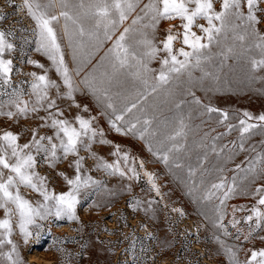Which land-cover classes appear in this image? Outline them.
Here are the masks:
<instances>
[{
    "label": "rangeland",
    "instance_id": "obj_1",
    "mask_svg": "<svg viewBox=\"0 0 264 264\" xmlns=\"http://www.w3.org/2000/svg\"><path fill=\"white\" fill-rule=\"evenodd\" d=\"M71 2L74 3L76 0ZM148 2L149 0H139V7L122 23L119 22L118 16H113L117 24L110 30V38H105L104 28L101 27L99 41L91 42L83 53L78 51L75 60L73 45L63 31L65 23L63 18L57 26V35L66 64L73 71L78 67L80 69L74 76V80L79 85L78 90L80 89L74 93V99L64 97L57 99V103L64 110L65 116L72 119L76 116L72 112L77 105L76 102L79 104L81 100L84 102L86 100L82 105L81 115L95 117L94 126L103 131L104 140L111 142L95 143L92 151L112 162L116 159L112 155L114 146L119 145L121 153L127 152L129 159L134 160L137 175L130 179L129 176H132L130 169L128 175L123 177L119 174L109 175L96 168V160L88 151L81 150L80 155L86 157L84 175H91L94 180L101 181V184L89 185L81 189L80 203L76 206L78 219L68 221L49 216L45 220H39L41 227L31 226L30 230L33 234L27 243L19 231L18 218L13 215L11 239L17 245L23 264H231L229 255L224 251L225 246L231 247L236 253V259L243 264L251 256L252 251L264 249V222L257 227L255 217L251 222L245 219L251 214V206L257 204L258 198L252 193L255 188L264 185V175L260 173L261 163L257 159L258 154H264V128L256 127L251 129L250 133L244 134L242 150L239 147L241 132L239 129L229 131L227 127L229 123L234 125L238 123L233 114L239 118H243L242 114L245 111L253 117L264 114V69L251 68L249 57L257 59L260 57L258 49L248 50L249 41H236L229 33L227 39L222 38L219 44L214 43L211 46L210 60L203 61L200 68L191 69V75L196 73L199 77H205V73L210 75L207 88L200 90L199 93L195 92L193 96L201 101L208 98L207 93H211L212 97L209 98L212 100L209 107L223 111V107H219L222 102L229 113V120L221 123L218 122L222 119L219 113L206 112V116L200 118L201 124L207 123L210 128L214 125L210 129V134L217 133L218 140L209 136L208 139H203L201 144L191 145L190 141L200 136L199 132L193 136L188 132L190 125L196 120L188 116L174 115L169 110L154 112L148 117L152 118V124L160 127L158 131L165 130L159 137L148 134L151 133L150 131L145 133L143 139L140 138L139 131L129 137V132L120 124L124 131L117 132L110 122L113 119L111 114H107L111 119L109 123L104 121L99 123V117L103 115L101 108H104L102 105L104 100L99 98L100 102L96 98L97 95H94L83 83L86 78H95L98 86L106 87L109 94H113L112 96L118 94L116 92L122 87L120 85L122 81L139 83V85L154 84V72L149 77L150 71L138 69L134 63L124 68L114 67L115 62L109 55V49L113 48L125 28L130 29L125 36L126 44L140 41L143 32H147L149 38H153L152 29L143 27L144 24L149 23L148 18L136 25L132 24V20L137 15H143L140 8ZM214 2L216 9L219 10L221 0ZM22 4L23 0H0V14L6 15V19L0 20V29L9 31L8 38L16 45L14 52L6 54V58L13 60L12 83L10 86L0 83V106H3L5 112H15V108L8 103L9 94L13 89H23L24 99H34L29 96L30 85L34 79L31 73L37 75L46 73L51 80L61 84L62 91H66L62 83L63 78L56 71L52 61L43 51H37L39 37L34 31L36 25L23 9ZM244 10L247 12L246 7ZM255 14L258 18L255 28L264 35V0H259ZM198 23L207 26L206 20H199ZM93 25L94 22L87 23L89 27ZM69 28L70 30L74 28L71 21ZM170 28L174 32L183 31L179 19L161 20L155 29L154 42L159 44L165 39ZM193 31L203 35L198 28H194ZM174 46L177 49L184 47L180 40L175 41ZM229 48L232 49L231 52L228 51ZM138 51L142 52L146 49L141 47ZM160 55L151 60L145 57L147 69H151L152 65L161 66ZM28 61L39 62L44 68ZM137 70L141 72H139L140 77L133 75ZM102 80L105 84L100 83ZM113 87H115L114 92ZM77 92H80V95L79 93L77 95ZM50 94L56 98L55 89H52ZM88 99L97 104H95L99 107L97 112L91 110ZM85 105L87 111H84ZM42 115H44L43 111L38 114L30 113L27 116L0 115V135L5 131H11L19 134V143H26L31 138L32 130L41 123L38 117ZM181 118L187 125V134L183 139L177 140L180 154L172 155L167 152L168 148H172V142L167 138L174 135ZM249 123H257V121L251 119ZM46 132L51 134L48 130H42L41 135ZM218 142L226 145L225 150L217 145ZM157 149L161 151L158 153ZM165 154L168 156L167 163L162 159ZM73 160L74 157L69 156L58 161L55 166H50L40 156L37 157L36 170L47 178L49 190H55L57 194L69 191L70 186L62 173L69 177L75 175V169L71 166ZM250 163H253L255 171L249 176L250 172L246 169L249 168ZM237 165L241 167L237 168ZM238 173L243 177L240 178ZM248 176L247 187L244 184ZM233 178L235 181L238 178L237 182L241 181L242 184L235 183ZM248 180L253 181L250 183ZM221 181L229 187L233 182L236 187L241 184L223 206L222 223L227 225L230 235H225L217 220L220 192L224 189L216 191L212 186ZM21 192L34 205L42 202V197L31 189L22 187ZM210 192L215 194L208 198ZM234 208L244 209L235 212V218L240 221L235 227L231 223ZM4 217L5 210L0 208V219ZM9 249L10 246L5 245L0 251L7 252ZM0 264H8V261L0 257Z\"/></svg>",
    "mask_w": 264,
    "mask_h": 264
},
{
    "label": "snow or ice",
    "instance_id": "obj_2",
    "mask_svg": "<svg viewBox=\"0 0 264 264\" xmlns=\"http://www.w3.org/2000/svg\"><path fill=\"white\" fill-rule=\"evenodd\" d=\"M259 0H221L220 9L215 7L214 0H149V2L140 8L143 15H137L132 20V24L136 25L148 18L149 23L144 24L146 29H152L153 38H149L147 32L142 33V39L135 44H126L125 36L130 31L129 28L124 29L119 38L116 40L113 48L109 49V55L115 62L114 67L124 68L134 65L139 69H147L144 62L145 57L149 60L155 59L160 55L161 70L159 76L156 77V83L151 85V91L155 92L157 88H161L168 84L173 74H181L191 69L200 68L203 61L211 59V46L219 44L221 39H227L231 33L236 41H249L248 50L258 49L259 59L249 57L251 68L264 69V35H261L255 28L258 23L256 11L258 10ZM15 6V5H14ZM23 9L34 20L39 37L37 51H43L52 61L63 78V87L66 91H62L61 84L51 80L48 75L31 73L34 77L31 82L30 97L34 99H24L23 89H13L9 94L8 103L15 108V112L3 110L0 106V115L14 117L17 115L27 116L28 114H38L41 111L44 115L39 116L41 123L37 128L32 130L31 138L26 143H19V134L11 131H5L0 135V208L5 210V217L0 219V248L9 245L7 252L0 251V257L5 258L8 264H23L22 259L17 251V245L11 239L13 233V215L17 216V224L19 231L27 243L29 237L32 236L31 226L40 228L39 220H45L49 216H55L58 219H67L68 221L76 220V206L80 203L79 195L81 189L89 185H99L101 181L94 180L91 175H84V161L86 157L81 156V150L88 151L89 155L96 160V168L103 170L109 175L126 176L129 169L132 176H136L135 162L130 160L128 153L123 154L119 145L114 146L115 150L112 155L116 159L112 162L107 161L102 156H98L92 151L95 143H111L103 139L104 133L95 125V117L84 115H76L72 119H68L64 110L57 103V99L67 97L74 99V93L78 90V83L74 80V76L78 74L79 67L73 71L68 67L64 60V53L57 35V26L61 18L65 21L63 31L68 35L69 42L73 45V59H77V52L83 53L88 45L93 41H99L100 28H104L105 38H110V30L113 29L117 21L113 16H118L119 22L125 21L129 14L136 11L139 7V0H23ZM245 7L247 12H245ZM59 8V11H57ZM6 19V15L0 14V20ZM181 21L182 32H174L171 28L167 30L165 39L159 44L154 42V33L157 25L161 20ZM199 20H206L207 26L198 23ZM69 21L74 26L72 30L69 28ZM88 22H94L92 27L87 26ZM194 28H198L203 35H198ZM10 32L0 29V83L11 85V75L13 72V60L6 58L7 53L14 52L16 45L9 40ZM180 40L184 47L175 48V41ZM207 41L206 43L203 41ZM146 51H138L139 48ZM189 49V50H186ZM232 51L231 48L228 49ZM183 57V59H179ZM37 64L38 67L44 68L39 62L28 61ZM139 77V71L133 73ZM208 75V73H205ZM87 87L97 95V98H103L107 108L112 110L115 117L110 122L117 132L124 131V128L118 125V121H125V114L131 113L133 109H137L139 100L118 107L116 98L109 95L106 88L98 86L95 78H86L83 82ZM147 83V81H145ZM56 90V98L50 94L51 90ZM143 98V94H141ZM199 103L198 100H196ZM77 108L80 105H76ZM180 105H177V109ZM208 113H219L221 121L229 120V113L220 109L205 106ZM87 105L84 111H87ZM117 113H119L117 115ZM243 118H239L236 114L233 117L238 120L237 124L229 123L228 130L239 129L241 132L239 147L243 150L245 135L256 127L264 128V114L253 117L252 114L245 111ZM255 119L257 123H249V120ZM152 118L144 119L141 123L125 121L128 130H137L140 138L143 139L145 133L152 128ZM140 123L141 127L136 128V124ZM186 128L183 118L179 120L174 135L168 136V140L172 142V148H168L167 152L180 150L177 140L186 136ZM42 130H48L51 134L41 135ZM125 134L127 132L125 131ZM223 135V134H221ZM253 150H255L253 148ZM161 149H157L159 153ZM40 156L50 166L69 156H73L72 167L75 169V175L69 177L63 174L67 184L70 186L69 191L57 194L55 190H49L47 186V178L41 176L36 170L38 163L37 157ZM162 159L168 162L167 154ZM257 159L261 163L260 173L264 175V154H258ZM237 168H240L238 165ZM248 172L255 171L253 163H250ZM7 173V174H6ZM191 174V171H190ZM235 181V178H233ZM28 188L35 191L42 197V202H33L26 198L21 192V188ZM212 188L216 191L224 189L220 192V206L218 207L219 215L217 220L219 227L224 230L225 235H230L227 231V225L222 223L224 211V202L236 193V185L233 182L229 187L221 181L214 184ZM215 193H208L211 198ZM257 199V204L251 206V214L245 217L249 222L256 218V226L260 227L264 222V185L255 188L252 193ZM243 208L233 209L232 226L235 227L240 221L235 218L236 211H243ZM239 237L237 236V239ZM248 237H245L247 239ZM219 239V238H217ZM224 251L229 255L231 264H240L236 259V253L231 247L225 246ZM243 264H264V249L252 251L251 256L246 259Z\"/></svg>",
    "mask_w": 264,
    "mask_h": 264
},
{
    "label": "bare ground",
    "instance_id": "obj_3",
    "mask_svg": "<svg viewBox=\"0 0 264 264\" xmlns=\"http://www.w3.org/2000/svg\"><path fill=\"white\" fill-rule=\"evenodd\" d=\"M161 67H162V65L161 66H159V65H152V67H151L152 70L149 72V77L154 72V76H155L154 77V79H155L154 80V84L156 83V77H158V75H159L158 73L160 72ZM137 71H135V72H137ZM199 74H201V73L199 72ZM196 75H198V73H196L195 75L194 74L193 75H191V74L189 75V73H187V74H184V73H181V74H173V76L169 80L168 84L164 85L161 88H157V90L155 92L151 91V85H149V84H142V83H140V85H139V83H137V84H135L134 82L126 83V81H124V82L122 81L121 82L119 80L121 82L120 85L122 87H119V91L116 92L118 94L115 95V93H114L115 96H113V97L116 98V103H117V106L118 107H123L125 104H129L130 102H135V101L139 100L137 109H133V111L131 113H126L125 114V121H131V123H136L137 120H139L142 123L144 119H147L150 115L152 116V114L154 112L155 113H159V112H164V111H167V110L171 111L172 114H174V115L188 116L189 118H191L193 120L195 119L196 120V121H194L195 123L192 124V125H190V127L188 129V132H189V135L190 136H193V135H195L196 133L199 132L200 136H196V138H194V139H192L190 141V144L191 145H198V144H201V142H202L203 139H208L209 136L211 138L212 137H216V139H217V138H219V135H217V133L215 134L214 132H213L214 134L213 133L210 134V129H212L214 125L212 126V128H210L207 123L204 122L205 123L204 125L200 123L201 116H206L205 113L207 111L205 109V106H210V104H211L212 98H209V97H212V94L211 93H207L206 96H208V98H204L201 101H199L197 98H195L193 96V94L195 92H198L199 93L200 90H203V89L205 90L207 88V86L209 85V83H210V80H209V76L210 75H208V76L206 75L205 77H199V76H196ZM135 78L137 79V77H135ZM129 79L131 80V78H129ZM132 79H134V78H132ZM103 81L104 80H102L100 83H102ZM103 84H105V83L103 82ZM110 84H112V83H110ZM128 85H130V86H128ZM110 86H112V85H110ZM114 88L115 87L112 88V91H113ZM79 90H77V91H79ZM212 91H214V90H212ZM78 93L80 95V92H77V95H78ZM141 94H143V98H141ZM96 98H97V96H96ZM79 99H81V98H79ZM100 99H102V98H100ZM100 99H99V101L101 102ZM103 100L104 99H102V101ZM196 100H198L199 103H197ZM85 102H86V100H85ZM85 102L82 101V100L79 102V104L76 102V104L80 105V107L77 108L75 106L76 107V108L74 107L75 110L73 108V111L72 112H73L74 115H79V114L81 115V111L83 110L82 105ZM88 102H89V104L91 106L90 107L91 110L97 112L96 110L99 109V107L96 106L97 104L94 103L90 99H88ZM178 104L180 105V108L179 109H177V105ZM102 105L104 106V108H101L103 115H101L99 117V119H100L99 123H101V121H104L106 123H109V121L111 119L107 116V114H111L112 117H113V119L115 117L112 114V110L109 109V108H107V106H106V104H105L104 101H103V104ZM219 107H223V109L221 108L223 111H226L227 110L226 107H225V104L222 103V102L220 103ZM118 114L119 113H117V115ZM211 119H212V116H211ZM125 121H118L117 123H118V125L119 124L122 125L129 132V134H130L129 137H132L133 135H135V132H137V130H128V127L125 125ZM214 122H215V120H214ZM209 124H210V122H209ZM140 127H141V124L140 123H137L136 124V128L139 129ZM158 128H160V127H158L156 124H152V128L149 130L151 133H148V134H150V135L152 134L155 137L161 136V134L165 130H160L159 129V131H158ZM220 131H222V130H220ZM217 145H219L222 150H225L226 145L224 146V144H220V142H218ZM169 154L179 155L180 154V151L179 150L178 151L177 150H173V151L169 152ZM237 154H239V153H237ZM225 157H226V153H225ZM241 174H243V173H241ZM250 174H251V172L249 173V176H250ZM252 175L254 176V174H252ZM252 175H251V177H253ZM239 176H240V174H239ZM239 176H238V178H239ZM249 176L246 178V181H245L244 186H247L248 185V183L246 185V182H247V179L249 178ZM242 177L240 176V178H242ZM251 177H250V179H251ZM238 178H237V180H238ZM237 180L235 181V183L237 182ZM244 180H245V178H244ZM242 182L244 183V181H242ZM237 183H241V181L240 182H237ZM240 185H239V187L238 186L237 187L240 188ZM243 188H245V187H243ZM217 212H218V210H217Z\"/></svg>",
    "mask_w": 264,
    "mask_h": 264
}]
</instances>
